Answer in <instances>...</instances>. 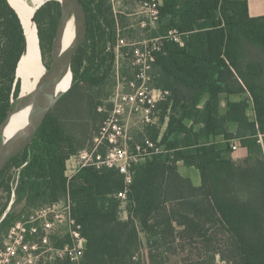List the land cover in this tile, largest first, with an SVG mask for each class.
I'll return each mask as SVG.
<instances>
[{
    "label": "trees",
    "instance_id": "16d2710c",
    "mask_svg": "<svg viewBox=\"0 0 264 264\" xmlns=\"http://www.w3.org/2000/svg\"><path fill=\"white\" fill-rule=\"evenodd\" d=\"M80 3L87 35L72 59L70 89L32 144L0 173V189L25 208L68 196L85 240L80 264H142L143 245L147 264H162L161 248L180 264H213L217 256L227 264H264V17L250 18L246 0H161L151 36L175 30L182 40L181 46L165 40L154 64L153 86L170 93L160 103L170 112L158 143L165 152L135 168L125 222L116 171L85 168L69 181L65 176L66 161L98 134L114 64L116 22L107 0ZM52 8L60 16L56 1L34 14L44 64L40 23ZM24 47L18 15L0 0V123L20 93L15 72ZM150 128L157 142L158 129ZM233 145L246 150L242 160L232 158ZM178 165L195 169L199 186ZM9 167L14 172L5 180ZM11 218L0 221V231Z\"/></svg>",
    "mask_w": 264,
    "mask_h": 264
},
{
    "label": "rangeland",
    "instance_id": "374dc122",
    "mask_svg": "<svg viewBox=\"0 0 264 264\" xmlns=\"http://www.w3.org/2000/svg\"><path fill=\"white\" fill-rule=\"evenodd\" d=\"M107 2L108 6L111 8L113 19L116 22V36L112 52L114 53V60H116L115 64H113V67L115 68V72L116 70L118 71V75L116 77L113 68L112 80H110L109 84L106 85L102 91V100L105 98L107 100H104L105 102L103 101V105L101 106V108H108L107 105H109L110 107L111 99L115 91L117 89H122V87L125 88L127 83L133 80L134 71H137V65H132V50L133 46L135 45L134 43H137L138 47H143L147 44L158 45V40L150 42L149 38H154L153 36H151V34L152 31H156L159 19L152 24V21L145 16L144 12H142L141 9L143 0H107ZM46 3H44L42 6H44ZM52 10L54 9L52 8L50 10H47L42 14L40 23L41 32L44 37V61L47 69L51 66L52 42L55 37L57 24L60 17L59 12H52ZM143 41H146L145 44L143 43ZM117 44H119L121 47V54L119 50L115 49L114 51V48ZM109 50H111L110 47L107 51ZM158 53L160 52L158 51ZM153 72L154 63L151 68L150 74L152 75ZM150 87H153L152 81L150 82ZM233 100H237V98H234ZM160 103H158L156 112L154 114V116L157 118V121L155 122L156 125L150 124L148 126H144L142 124H139L136 120H130L127 123L129 135L131 137L127 141L130 150L133 149L134 145L143 143V140L146 137L151 140L149 133H152L150 127L153 126H156L158 129L157 141H160L162 135L166 130L167 123L169 121L168 116L170 115L169 111L164 112L160 108ZM222 107L224 109V104ZM248 115L252 116V113L249 112ZM242 153L243 151L241 152L240 148L238 147L237 150L232 154V158L236 161H239L243 157ZM70 164L73 165V163H69V165ZM189 171L192 172V174H190L189 176H191L190 178L192 179L193 183L195 185H199L200 180L198 172L195 169H189ZM13 172L14 169L12 167H9L5 172V180L11 178ZM75 176H73L72 178H74ZM15 200L16 197L14 194L8 196V193H6L3 189H0V221L7 215L12 216L9 221L10 227H5L0 231V254L2 253L0 255V264H56V262L62 263L67 261L66 258L61 259L62 257H65L66 254L55 251V248L59 247V245H63V248L65 246L68 247V253H78L79 251L84 250L85 242L80 244L79 241L71 235L73 229L69 227L66 221L59 223L55 230L51 229L48 231H44V219L39 218V216H41L39 212L42 211L45 207L43 205H40L33 208H25V205L23 204L15 205ZM49 204L48 205L50 207L53 204H56V209L60 210L68 206V200L66 196H63L58 201L51 202ZM127 205L128 204L126 201L124 203H121L120 205L119 218L121 219V221L125 222L128 219ZM47 219L51 220V214L47 215ZM32 226L37 227L38 232L36 234H31L30 228ZM21 228H23L25 231H21ZM44 236L47 237L46 243L42 241V238ZM141 239L144 243L145 241L143 236H141ZM24 245L25 250H19V248ZM142 247L143 248H141L140 252H138V259L143 261L142 264H147L145 262L144 256V249L146 248L144 245ZM6 250L10 253L9 255H4V252ZM163 251L164 249L161 248L160 253L162 254L160 256V262L162 264H177L178 262H180L176 257L169 258V256L164 254ZM12 252H15V254H12ZM181 257L185 258L186 254ZM80 262L81 259L79 260V262H72V264H80ZM213 264L227 263L223 262L217 256Z\"/></svg>",
    "mask_w": 264,
    "mask_h": 264
},
{
    "label": "built area",
    "instance_id": "2783aa9c",
    "mask_svg": "<svg viewBox=\"0 0 264 264\" xmlns=\"http://www.w3.org/2000/svg\"><path fill=\"white\" fill-rule=\"evenodd\" d=\"M160 6L161 0H143L142 2V12L152 21V24L159 19ZM167 39L175 41L180 46L182 45L181 36L175 30L169 31L164 37L149 38L150 42L158 40V45L147 44L138 47L137 43H134L132 65H137V71H134L133 80L129 81L125 88L122 87V89L115 91L110 108H101V106L98 108L99 113L105 114L104 120L99 127L98 134L93 137L89 146L66 161L65 172L68 181L85 168L114 170L123 179V189L117 193L116 198L124 203L127 202L130 193L135 168L145 163L152 156L165 152L164 147L158 145L159 141L154 142L147 137L143 140V143L134 145L133 149L130 150L127 141L131 137L127 123L130 120H136L144 126L156 125L157 118L154 114L157 105L162 101H166L170 93L154 86L150 87V82L153 83V74L151 75L150 71L153 63L156 62L158 51L161 52L163 42ZM145 42L143 41L144 44ZM120 48V45L117 44L114 51L115 49L119 50L121 54ZM114 74L117 77L118 71L115 72V68ZM236 148V145L232 146L234 151ZM69 163H73V165H69ZM66 197L68 206L64 209H56V204L51 207L49 206L51 204L43 205L45 208L39 212L41 215L39 218L44 219L43 230H55L59 223L66 221L69 227L73 229L71 235L82 244L85 240L81 233V227L71 217V201L68 196ZM50 214L51 220H48L47 215ZM21 231L25 230L21 228ZM30 232L36 234L38 232L37 227L32 226ZM42 241L46 243L47 237L44 236ZM67 248L66 246L55 248L56 252L66 254L61 259L66 258L71 263L79 262L82 259L83 250L78 253H68ZM22 249L25 250V245L19 248L21 251ZM6 251L4 255H9L10 253ZM12 254H15V252H12Z\"/></svg>",
    "mask_w": 264,
    "mask_h": 264
},
{
    "label": "water",
    "instance_id": "95a60500",
    "mask_svg": "<svg viewBox=\"0 0 264 264\" xmlns=\"http://www.w3.org/2000/svg\"><path fill=\"white\" fill-rule=\"evenodd\" d=\"M86 24V14L80 0H64L60 4V17L52 42V60L51 66L47 69V78L30 93L25 95L19 93L18 97L12 100L8 114L0 123L1 135L12 120L17 118L19 114L26 113L24 126L14 135L11 141L7 144L0 141V173L14 157L21 154L32 144L47 115L69 91L72 81V59L85 41L87 35ZM71 26L74 29V39L66 50L60 52L58 45ZM26 57V50L24 49L17 64L16 79L19 66L26 63ZM43 99L45 100L43 106L31 109Z\"/></svg>",
    "mask_w": 264,
    "mask_h": 264
},
{
    "label": "bare ground",
    "instance_id": "6f19581e",
    "mask_svg": "<svg viewBox=\"0 0 264 264\" xmlns=\"http://www.w3.org/2000/svg\"><path fill=\"white\" fill-rule=\"evenodd\" d=\"M49 0H7L10 7L18 15L23 27L25 36L26 63L20 64L17 71V79L20 81L19 92L25 95L33 91L38 85L43 83L47 78L48 71L42 60L37 35L36 24L34 23V14L38 8ZM61 4L64 0H52ZM74 39L73 26L66 32L63 39L58 45L60 52L66 50ZM72 82V81H71ZM45 100H40L33 108L43 106ZM26 122V113H21L17 118L11 121L8 127L0 135V141L7 144L14 135L24 126Z\"/></svg>",
    "mask_w": 264,
    "mask_h": 264
},
{
    "label": "crops",
    "instance_id": "0c3cea01",
    "mask_svg": "<svg viewBox=\"0 0 264 264\" xmlns=\"http://www.w3.org/2000/svg\"><path fill=\"white\" fill-rule=\"evenodd\" d=\"M247 2V7H248V14L250 18H260V17H264V0H246ZM236 99V97H232L231 100ZM220 140V138H218ZM237 148L239 147L238 145H236ZM236 148V150H237ZM241 152L243 151L242 155L243 157L241 158V160L246 156V150L239 147ZM235 150V151H236ZM189 169H193V168H186L182 165H178V172L186 178H189L191 181L192 179L190 178L191 176H189L190 174H192V172L189 171ZM199 175V174H198ZM200 180V178H199ZM192 184L194 186H199V185H195L192 181ZM200 184V183H199Z\"/></svg>",
    "mask_w": 264,
    "mask_h": 264
}]
</instances>
